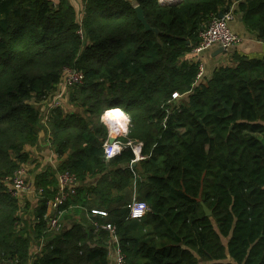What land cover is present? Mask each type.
I'll list each match as a JSON object with an SVG mask.
<instances>
[{
    "label": "trees",
    "instance_id": "16d2710c",
    "mask_svg": "<svg viewBox=\"0 0 264 264\" xmlns=\"http://www.w3.org/2000/svg\"><path fill=\"white\" fill-rule=\"evenodd\" d=\"M233 4L264 40V0H84L83 12L0 0V264H115L117 246L128 264H264V55L234 51L202 80L190 58L203 25ZM65 66L84 79L45 122ZM115 107L130 117L121 139L143 144L137 161L131 146L105 156L102 115ZM42 130L58 161L36 166L41 192L23 218L3 180L31 161ZM61 172L77 185L50 214ZM135 195L142 218L130 216Z\"/></svg>",
    "mask_w": 264,
    "mask_h": 264
},
{
    "label": "built area",
    "instance_id": "2783aa9c",
    "mask_svg": "<svg viewBox=\"0 0 264 264\" xmlns=\"http://www.w3.org/2000/svg\"><path fill=\"white\" fill-rule=\"evenodd\" d=\"M160 1H167L166 3L176 2L177 0H160ZM234 18V13L232 10L227 12H223V16L215 15L213 16L208 22H206L200 30L199 33V41L193 47V52L196 56L202 53L204 50L210 48L211 46L217 44L224 48L225 51H229L228 53L232 54V48L239 44L241 41L240 35L234 31L230 26V21ZM231 56V55H229ZM204 68L201 65V70L199 72V77L203 75ZM84 79V72L81 69L76 67L65 66L63 68L62 77L60 82L58 83L55 91L49 95L43 102L42 110L44 111V118L43 120L46 122L49 118L50 113L56 107L63 106L65 101L68 100V95L70 89L74 84L81 83ZM174 98H178L179 94L175 92L173 94ZM110 109H106L102 115V119L106 123L108 127V137L104 141V152L106 158H111L116 154L120 153L124 147L131 146L134 153L135 158L133 161H137L144 157L142 154V142L134 141L131 139L122 140L121 136H126L128 133V121L129 118L125 113L126 119L123 121V126H119L121 120L116 118L114 121L111 120L110 117L106 116ZM111 122L115 123L114 127H111ZM113 123V124H114ZM115 137L113 142L109 141V137ZM50 144V141H49ZM51 145V144H50ZM26 174V168L20 167L19 170L15 172L13 176L6 177L4 181H12L13 186H10L8 191L15 195V196H24L25 194H32L37 198L38 193L41 192L36 190V188L32 187L31 183H24V176ZM26 181V180H25ZM77 185V180L75 177L68 172H61L58 174V192L53 200L49 201V205H53V211L58 210V205L62 203L67 197L75 192V186ZM38 199V198H37ZM102 214H106L104 211H97ZM133 211L138 213V215H133ZM149 211L148 204L140 200L136 197H133V201L130 206V216L132 218H142L145 214ZM62 214V211H59V214H55L54 216L50 217V225L53 227H57L60 225L59 217ZM104 227L109 229L112 232V240L117 246L118 237L114 233V227L111 224H107ZM40 248L34 247V252L36 253L39 251ZM116 252V263L115 264H128L123 256L120 253L118 246L115 248Z\"/></svg>",
    "mask_w": 264,
    "mask_h": 264
},
{
    "label": "crops",
    "instance_id": "0c3cea01",
    "mask_svg": "<svg viewBox=\"0 0 264 264\" xmlns=\"http://www.w3.org/2000/svg\"><path fill=\"white\" fill-rule=\"evenodd\" d=\"M70 1L74 4V6L77 9L79 8L78 10L82 9L84 0H70ZM233 9H235V4H233L231 7L232 11ZM230 26L241 37V41L239 42V44H236L232 48L231 50L232 54L234 51H238L239 53L246 54L250 57H261L264 55V40H260L259 38H257L254 32L249 31L245 27L243 20L239 14H234V18L230 21ZM219 49H220V45L215 44L202 52L200 58L201 57L204 58L205 68H206L204 72V76H207L209 74L211 75L213 69L219 66V63L222 60L226 62L225 64L233 63L232 54L228 53L229 51H225V50L223 52L218 53ZM191 57L194 58V55L190 56V58ZM26 150L30 152L31 157L39 158V161H41V166H42L40 169H43L48 165H52L55 167L57 164L58 161L57 156L52 146L49 144L48 133L45 130H42L40 132L38 143L34 146L28 145L26 147ZM32 193L33 192L26 195H31ZM34 200H37V198L35 197ZM53 208H54L53 205L50 204L48 206V213L51 214L53 212ZM65 225L70 226L71 222H66ZM111 260L112 261L115 260L114 252H113V257L111 256Z\"/></svg>",
    "mask_w": 264,
    "mask_h": 264
},
{
    "label": "rangeland",
    "instance_id": "374dc122",
    "mask_svg": "<svg viewBox=\"0 0 264 264\" xmlns=\"http://www.w3.org/2000/svg\"><path fill=\"white\" fill-rule=\"evenodd\" d=\"M56 1H58V0H56ZM180 1V0H179ZM79 9V8H78ZM83 9H81V11H82ZM83 12V11H82ZM201 54L202 53H200L198 56H195L194 58L195 59H199V60H201L202 61V66H203V68H204V71H203V75H201L200 77H199V79H201L202 80V78L204 77V72H205V70H206V68H205V61H204V58H200V56H201ZM226 62L225 61H221L220 63H219V65L220 64H225ZM232 64V63H231ZM182 96V95H181ZM180 97V96H179ZM117 108V107H116ZM42 111V110H41ZM123 111V110H122ZM124 112V111H123ZM125 113V112H124ZM120 117H121V115L119 116V118L118 119H120ZM129 121H130V119H129ZM129 121H128V126H129ZM119 126H123L121 123L119 124ZM124 127V126H123ZM39 165V167L38 168H41L42 166H41V161H39V158H37V157H31V161L29 160L28 162H24V163H22V167H25L26 168V174H25V176H24V183H31L32 184V187L34 186V184H33V182H34V175H35V171H36V166H38ZM44 167V166H43ZM26 180V181H25ZM3 183H4V185H5V188L8 190V189H10V186H13V182L12 181H4L3 180ZM17 198L19 199V204L21 205V207H22V209L21 210H19V215L20 216H24L23 218H28L27 216L28 215H30V209L31 208H33V206H34V204L36 205V203H37V200H34V198H35V196L33 195V194H31V195H24V196H17ZM30 202V206H29V209L27 210V211H25L24 210V208H23V205H25L27 202Z\"/></svg>",
    "mask_w": 264,
    "mask_h": 264
},
{
    "label": "water",
    "instance_id": "95a60500",
    "mask_svg": "<svg viewBox=\"0 0 264 264\" xmlns=\"http://www.w3.org/2000/svg\"><path fill=\"white\" fill-rule=\"evenodd\" d=\"M179 0H177L176 2H178ZM162 3H166L167 1H161ZM135 9H136V12H137V16L138 18L141 20V22L144 24L145 26V29L146 30H149V29H152V27L150 26V24L148 23V21L146 20V17H145V13H144V10L143 8L140 6V5H136L135 6ZM219 15L220 16H223V11H219ZM155 31H157L156 29H154ZM224 51V48L222 46H220V49L218 51L219 52H223ZM223 105L225 107H227V105L225 103H223ZM229 109H231V107H228ZM128 118L130 119L129 115L127 114ZM115 140V137L113 136H110L109 137V141L110 142H113ZM204 210H205V213L207 215H210L212 213V211L207 207V206H204Z\"/></svg>",
    "mask_w": 264,
    "mask_h": 264
},
{
    "label": "bare ground",
    "instance_id": "6f19581e",
    "mask_svg": "<svg viewBox=\"0 0 264 264\" xmlns=\"http://www.w3.org/2000/svg\"><path fill=\"white\" fill-rule=\"evenodd\" d=\"M120 115H121V117H120L121 124L123 125V121H124V119H126V116H125V113L122 111V109L113 108V109H110L109 112L106 114V116L110 117L112 121H114V119H116V118H119ZM113 123L111 122L112 128L115 125V123L114 124Z\"/></svg>",
    "mask_w": 264,
    "mask_h": 264
},
{
    "label": "clouds",
    "instance_id": "9594fccd",
    "mask_svg": "<svg viewBox=\"0 0 264 264\" xmlns=\"http://www.w3.org/2000/svg\"><path fill=\"white\" fill-rule=\"evenodd\" d=\"M133 215H138V213H136L135 211H133Z\"/></svg>",
    "mask_w": 264,
    "mask_h": 264
}]
</instances>
